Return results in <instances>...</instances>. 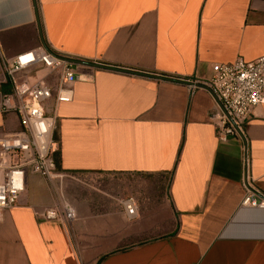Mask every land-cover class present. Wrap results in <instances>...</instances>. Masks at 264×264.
Returning <instances> with one entry per match:
<instances>
[{"label":"crops","instance_id":"crops-1","mask_svg":"<svg viewBox=\"0 0 264 264\" xmlns=\"http://www.w3.org/2000/svg\"><path fill=\"white\" fill-rule=\"evenodd\" d=\"M0 44L8 57L70 54L78 76L70 101H48L64 177L26 171L0 212V264H264V209L241 205L264 200V102L220 141L200 84L218 63L264 55V0H0ZM18 128L0 114V137ZM101 174L166 188L152 207L133 197L128 218L127 197L80 200L79 186L65 218L62 179ZM52 208L61 216L39 215Z\"/></svg>","mask_w":264,"mask_h":264},{"label":"built area","instance_id":"built-area-1","mask_svg":"<svg viewBox=\"0 0 264 264\" xmlns=\"http://www.w3.org/2000/svg\"><path fill=\"white\" fill-rule=\"evenodd\" d=\"M75 60L70 54L41 45L6 57L0 44V114L14 113L19 123L16 131L0 137V212L17 203L25 190L28 169L45 178L64 177L56 172L53 154L58 148L51 138L53 122L48 101L52 100L54 107L71 100V84L78 78ZM200 84L216 108L212 122L217 139L241 137L247 117L264 102V55L250 61L237 58L218 63L213 74ZM241 205L264 209V200L258 201L248 192ZM122 206L128 218L137 215L133 197L124 199ZM61 208V214L72 220V208ZM39 215L49 219L61 216L54 208Z\"/></svg>","mask_w":264,"mask_h":264},{"label":"rangeland","instance_id":"rangeland-1","mask_svg":"<svg viewBox=\"0 0 264 264\" xmlns=\"http://www.w3.org/2000/svg\"><path fill=\"white\" fill-rule=\"evenodd\" d=\"M79 186L86 188L79 193L82 195L80 200H89L100 193L114 200L132 196L138 204L144 203L145 206L152 207L160 203V197L166 188V179L160 176L138 174H101L63 178L61 185L58 186L59 206H57L72 207L70 196L78 197L79 194H74V190Z\"/></svg>","mask_w":264,"mask_h":264},{"label":"trees","instance_id":"trees-1","mask_svg":"<svg viewBox=\"0 0 264 264\" xmlns=\"http://www.w3.org/2000/svg\"><path fill=\"white\" fill-rule=\"evenodd\" d=\"M53 157H54V161H55L56 169H57V166H58V164H59L58 152L54 153V154H53Z\"/></svg>","mask_w":264,"mask_h":264}]
</instances>
